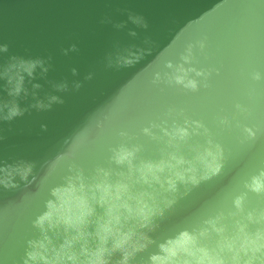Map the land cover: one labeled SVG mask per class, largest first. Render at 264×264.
<instances>
[{"label": "water", "instance_id": "water-1", "mask_svg": "<svg viewBox=\"0 0 264 264\" xmlns=\"http://www.w3.org/2000/svg\"><path fill=\"white\" fill-rule=\"evenodd\" d=\"M129 12L143 16L148 28L131 24ZM105 20L111 22L102 23ZM120 22H125L124 28L113 27ZM129 30L136 31L137 37H130ZM145 37L153 42L151 46L142 44ZM202 39L205 48L193 49L192 66L208 75L190 74L201 82L196 91L169 86L163 80L152 83L154 72H160L161 77L171 73L166 62L175 66L186 46ZM117 42L150 47L151 51L130 67L110 69L105 57ZM0 45L8 46L7 53H0V64L10 55L47 60L51 66L46 76L37 75L33 80L42 85L38 95L51 93L64 100L51 110L33 109L11 122H0V136L4 137L0 161L36 162L32 183L25 186L17 178L18 188L0 187V264H20L25 241L38 235L32 221L44 210L49 189L63 183L69 163L78 165L86 177L96 167L126 170L109 159L111 150L121 143L140 145L139 159H159L163 140L145 136L142 129L150 123L159 124L169 108L183 109V115L175 117L177 123L183 125L186 117L208 129L207 136L192 137L188 144L203 145L207 138L218 143L221 169L178 196L155 221V230H144L154 243L136 253L129 264H148L149 256L159 251L157 245L165 238L203 226V221L218 211L225 213L224 223L230 232L233 221L240 218L227 216L235 211L232 199L237 195L246 193L245 213L264 208V195L248 192L243 186L249 176L264 169V78L252 79L254 72L264 77V0H0ZM72 45L76 51L70 50ZM64 50H68L66 55ZM72 69H76L75 76ZM39 71L36 69V74ZM88 73L92 79L86 81ZM62 80L68 82L69 91L53 90L49 82ZM73 81L81 82L82 87L72 90ZM0 96L6 97V93L0 91ZM26 103L21 101V106ZM237 104L247 111L238 112ZM109 107L103 126L97 129L93 125L74 156L61 160L42 183L47 165H41L66 152L90 118ZM221 118H227L230 125H220ZM171 123L168 118V126ZM245 127L254 133L252 138L243 132ZM121 132L128 135L122 137ZM153 132L161 135L158 128ZM182 152L191 157L187 146ZM179 189L185 191L183 186ZM249 228L254 230L255 225ZM216 239L213 233L203 242L211 247ZM119 258L120 253H115L113 259Z\"/></svg>", "mask_w": 264, "mask_h": 264}, {"label": "clouds", "instance_id": "clouds-1", "mask_svg": "<svg viewBox=\"0 0 264 264\" xmlns=\"http://www.w3.org/2000/svg\"><path fill=\"white\" fill-rule=\"evenodd\" d=\"M128 21L137 28H148L141 15L129 12ZM113 27L124 28L125 22L113 24ZM128 35L136 38L137 32L129 30ZM142 44L151 46L153 42L145 37ZM113 47L114 51L105 57V66L117 70L136 64L151 51L150 47L136 44L122 46L118 42ZM194 48L203 51L205 41L199 40L195 45L189 43L179 63L173 66L170 61L166 62L165 66L172 69L171 73H164L161 77L160 72H154L152 83L159 84L163 80L169 86L175 84L196 91L201 82L190 74L206 78L208 73L192 66L195 63ZM70 50L76 51L75 45ZM67 51L64 50L65 55ZM7 52L8 46L0 45V53ZM50 66L47 60L39 57L25 59L16 55L8 56L0 64V81L4 82L0 85V91L6 93V97L0 96V122H11L33 109L46 111L51 110L54 104L64 103L60 96L51 93L40 97L38 90L42 85L33 83L37 75L44 78ZM38 68L40 71L36 74ZM71 72L74 76L77 74L76 69ZM262 78L260 72L252 74L253 80ZM91 79L92 73L84 77L86 81ZM49 83L56 92L69 91L66 80ZM26 84H30L31 88ZM81 87V82H72V90ZM21 101H27L26 105L22 107ZM235 108L238 112L247 111L240 104ZM110 111L111 107L99 110L90 118L88 125L75 135L66 152L58 155L55 161H45L41 165H47L42 183L53 174L61 160L74 156L93 125L97 129L103 126ZM163 115L164 119L159 124L150 123L142 129L145 136L163 140L165 147L161 149L159 159H139L140 145L121 143L111 150L109 159L126 170L96 167L93 174L86 177L75 163L67 165L68 174L63 176V183L49 189L50 198L44 202V210L32 221L38 235L25 241L20 264H129L136 253L154 243L147 232L155 230V221L164 216L178 196L185 195L191 187L216 175L221 169L222 156L221 146L210 138L205 139L203 145L188 144L192 137L207 136L208 129L200 121L186 117L183 125L177 123L175 117L182 116L183 109L169 108ZM168 118H172L170 126ZM219 123L222 126L230 125L227 118H221ZM41 128L45 129L46 126L41 125ZM154 128L159 129L160 136L153 132ZM243 132L248 138L254 136L247 127ZM120 135L125 137L128 134L121 132ZM3 139L0 136V141ZM184 146L188 147L190 158L182 152ZM35 167V161L25 159H15L11 163L0 161V187L5 190L18 188L17 178L27 186L36 179L33 175ZM179 186L184 187L183 193ZM243 186L248 192L264 195V169L249 176ZM245 197L246 193H242L232 199L235 211L228 212L227 216L239 215L240 218L233 221L230 232L224 223L225 213L218 211L204 220L203 226L192 231L183 229L165 238L157 245L159 251L149 256L148 264H264V208L245 213ZM249 225H255V229L250 230ZM213 233L217 239L210 247L203 241ZM117 252L120 258L114 260Z\"/></svg>", "mask_w": 264, "mask_h": 264}]
</instances>
